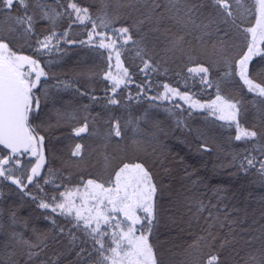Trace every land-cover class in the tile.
Wrapping results in <instances>:
<instances>
[{
  "label": "trees",
  "instance_id": "trees-1",
  "mask_svg": "<svg viewBox=\"0 0 264 264\" xmlns=\"http://www.w3.org/2000/svg\"><path fill=\"white\" fill-rule=\"evenodd\" d=\"M69 2L87 8L89 19L77 20ZM228 2L231 17L215 0H27L26 10L18 2L0 6V38L46 73L33 89L39 109L29 113V125L43 137V169L24 190L0 177V264H99L93 236L110 255L113 232L120 231L116 221L124 231L130 223L123 214L111 213L112 226L101 223L105 235L99 236L84 229L75 210L62 215L39 204L54 206L61 192L83 190L89 179L114 187L124 164H142L156 187L151 231L137 210L136 234L148 235L157 264H209L212 257L215 264H264V96L249 91L236 71L257 5ZM38 5L61 13L55 24L42 18ZM26 15L33 17L30 36L23 32L27 24L17 22ZM120 28L129 29L126 44ZM53 31L51 50L38 51L37 40ZM96 33L116 40L122 67L111 49L99 47ZM260 47L248 71L264 87V42ZM197 67L208 69L211 86L203 82L205 74L189 71ZM123 69L126 83L113 93L106 74L123 76ZM165 84L205 105L217 95L235 103L236 120L219 119L211 107L195 110L178 99H161ZM245 130L257 136L245 137ZM77 144L80 154L73 155ZM6 152L0 145V157ZM201 202L205 210L197 212ZM75 204L80 207L81 199ZM176 235L179 247L169 249Z\"/></svg>",
  "mask_w": 264,
  "mask_h": 264
},
{
  "label": "snow or ice",
  "instance_id": "snow-or-ice-1",
  "mask_svg": "<svg viewBox=\"0 0 264 264\" xmlns=\"http://www.w3.org/2000/svg\"><path fill=\"white\" fill-rule=\"evenodd\" d=\"M19 3L25 10L27 9V0H0V6L5 8H11L13 4ZM59 2V0H57ZM240 0H237L239 3ZM257 5L256 23L253 27L246 29L251 34V42L248 44V51L238 61L239 76L240 79L248 86L249 91L258 92L260 96H264V87L260 84H256L249 78L248 62L254 55H257L261 51V43L264 42V0H255ZM228 17H231L233 13L229 10L228 0H215ZM41 8L42 18L51 20L55 24L57 18L61 13L56 12L55 9H49L44 11L43 6L38 5ZM68 8L72 9L76 13V19L83 22L85 19H89L88 9L80 8L74 2H69ZM83 13V15H81ZM18 24H27V27L23 29L25 35L33 34V17L26 15L23 18H18ZM101 24L104 21L101 20ZM71 26V25H70ZM97 25L93 23V29ZM128 28H120L119 33L124 34V43L126 44L131 40V36H128ZM56 33L53 31L48 36H45L43 40H37L38 51H50L52 48V40ZM67 36V32L64 33ZM100 37V48L111 49L115 53L117 67H122L120 61V51L116 48V40L112 37L106 36L104 33H96ZM93 41V32L88 34V43ZM105 41H108L107 43ZM80 43H84L81 41ZM111 60V55L109 56ZM25 66L28 70L24 71ZM147 67V63L145 64ZM190 72H199L205 74L204 83H208L211 86V82L207 79L208 69L206 67L190 68ZM35 73V79H32V74ZM46 73L40 67L37 60L32 59L30 56L17 55L11 50L9 44L4 42L3 38H0V145H3L6 149L10 150L8 156H4L0 159V176H4L6 169L3 165L9 163L13 155L24 149L25 152L31 151L32 156L39 155V160L31 169V175L28 176V181L31 183L34 177L39 175L40 167L43 164V150L42 145L43 137H38L35 134V128L29 125V113L35 109H39L40 100L34 98L33 89L36 88L41 77H44ZM128 76L127 69H123V76L112 75L111 72L106 74V77L112 81V92L115 93L117 89L126 83L124 77ZM165 93L172 92L179 95L175 89L169 88V85H164ZM161 99H167L166 94L160 97ZM182 99H189L186 95L181 96ZM217 101H222V97L217 95L216 100L209 105L200 104L198 101H192V107H212L224 112L225 107L231 109L226 115H221L222 120H236L237 105L235 103H224L223 105H217ZM110 104H117L118 101L114 98L109 99ZM239 128V126H238ZM86 131L85 127L76 129V134L79 135ZM116 135L120 136L119 128L117 127ZM245 137H256L255 131L243 132ZM242 138L241 134L236 136L237 140ZM80 145H76V150L73 155L80 154ZM19 163V161H17ZM261 167L259 171L264 173V161H261ZM254 158L247 159V165L253 166ZM243 167V164L241 165ZM7 179L12 180L14 184L20 186L21 190L25 189V185L20 179L7 176ZM45 183H48L46 180ZM111 184V182H110ZM156 192V187L152 183V177L142 164H124L115 173L114 187H105L104 184L97 183L95 180L89 179L84 184L83 190L79 187L75 189L67 190L60 193L59 203L50 205L44 201L39 204L40 208L47 209L52 207V211L60 210V214L71 215L75 210V218L77 221H83V227L85 230L90 229L89 234H96L99 236L105 235L100 231L101 223L112 226L113 216L111 213L119 211L123 214L125 221L130 222L127 225V231L123 230V224L117 220L114 227L119 229V232H113V243L115 247L108 248L107 251L110 255H105V244L102 240L93 239L96 244L100 245V262L99 264H157L152 245L149 244L148 235L141 233L136 234V225L141 223V217L137 215V210H142L145 213L144 219L148 221V232L151 231L152 224L154 222V208H153V196ZM79 198L82 201V205L78 207L75 204V200ZM57 197L53 196L52 200L55 202ZM89 202L92 203V208H88ZM111 206L109 211L108 206ZM87 209L88 215H84V211ZM94 209V214H93ZM205 210L203 203H199L197 212ZM211 215V214H210ZM95 222V227H92ZM143 227V225H141ZM25 244L28 241H24ZM35 247V245H30ZM38 253H30V256L37 255ZM79 255V253L77 254ZM215 257L210 258L209 264H215ZM13 264L15 262L13 261ZM43 264V262H41Z\"/></svg>",
  "mask_w": 264,
  "mask_h": 264
},
{
  "label": "rangeland",
  "instance_id": "rangeland-1",
  "mask_svg": "<svg viewBox=\"0 0 264 264\" xmlns=\"http://www.w3.org/2000/svg\"><path fill=\"white\" fill-rule=\"evenodd\" d=\"M228 3H230V2H228ZM239 4H242V0H240ZM255 23H256V20H255ZM255 23H254V25H255ZM253 26H251V27H253ZM243 35H244V39H246L245 42H247V43H246V49L242 53V57L248 51V44L251 42V39H252L251 34L249 32H247V31ZM16 54L17 55H24V54H20V53H16ZM25 56H27V55H25ZM27 70H28V68H27V66H25L24 71H27ZM236 71H237V73H239V67H238V70H236ZM238 76H239V74H238ZM44 77H41V79L44 78ZM31 78L35 79V73L32 74ZM38 84H39V82H38ZM169 88H171V87L169 86ZM171 89H174V88H171ZM164 94H166L168 96V98L166 100L170 101V100H177L178 99L180 102L184 103V105H186L187 107H189L191 109L201 110V109L205 108V107L204 108H199V107H195L194 108V107H192L191 106V102L195 101V100L189 98L188 96L187 97L189 99H187V100L186 99H182L181 96H184V94H180L179 93V95H176V94H173L172 92L165 93V89L163 90L161 95H164ZM34 98H36V97L34 96ZM224 103H225L224 101H217V105H223ZM226 103L231 104L229 102H226ZM200 104H203V103H200ZM33 109H35V106H33ZM211 111L214 113V115L218 116V118L220 119L221 115H226L228 111H231V109H227L225 107L224 112H221V111L217 110L216 108H212L211 107ZM37 136L40 137L39 135H37ZM39 147H42L43 157H44L43 164L40 167V172H39V174H40L42 169H43L44 163H45V155H44L43 143ZM9 154H10L9 151L4 153L3 156L0 157V159H2L4 156H8ZM37 160H39V155L32 156L30 150L28 152L20 151V152H18V153L13 155L12 159L9 161L8 164L3 165V167L6 169V172H5L4 176H0V177L5 178L6 180H8L12 184H14L12 182V180L6 178L7 176H11V177L20 179L23 182V184L26 185L27 183H29L28 176L31 175V169L36 164ZM17 161H19V163H17ZM14 185L18 186L17 184H14ZM18 188H20V186H18ZM170 224H171V222H168L167 225H170ZM175 238H177V240L172 239V241L169 242V245H168L169 249L171 248L172 250H177V248L179 247L180 241H178V236L176 235ZM178 260L179 259L177 258V261Z\"/></svg>",
  "mask_w": 264,
  "mask_h": 264
},
{
  "label": "water",
  "instance_id": "water-1",
  "mask_svg": "<svg viewBox=\"0 0 264 264\" xmlns=\"http://www.w3.org/2000/svg\"><path fill=\"white\" fill-rule=\"evenodd\" d=\"M2 147H4L3 145H1ZM5 148V147H4ZM6 149V148H5ZM6 150H8V149H6ZM24 149H21L20 151H23ZM8 151H10V150H8Z\"/></svg>",
  "mask_w": 264,
  "mask_h": 264
}]
</instances>
